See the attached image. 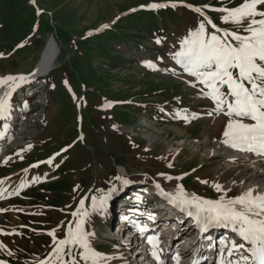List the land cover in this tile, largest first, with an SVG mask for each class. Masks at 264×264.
Instances as JSON below:
<instances>
[{
	"label": "rangeland",
	"instance_id": "rangeland-1",
	"mask_svg": "<svg viewBox=\"0 0 264 264\" xmlns=\"http://www.w3.org/2000/svg\"><path fill=\"white\" fill-rule=\"evenodd\" d=\"M154 2L175 3V8L161 9L175 13L142 7ZM241 2L0 0V77L31 76L50 42L56 54L44 77L48 88L34 101L19 97L11 103V110L21 108L22 127L10 129L8 119L0 120L2 132L9 125L7 141L0 139L7 145L3 155L9 157L4 163L0 158V189L6 190L0 198V243L14 254L0 251V260L37 264L51 251L47 233L56 229L63 238L71 213L81 207L91 212V197L113 187L103 212H91L85 225L95 234L92 243L98 252L120 257L110 264L137 262L128 247L108 234L109 201L127 189L142 186L153 194L155 184L166 192L180 184L188 194L209 200L223 194L213 184L222 185L226 197L253 187L264 193V162L253 169L243 158L245 152L220 142L227 117L209 115L212 102L201 98V86L192 87L193 78L181 74L172 58L181 40L198 26V18L180 8H231ZM205 14L217 27H232L221 22L220 13L205 9ZM23 101L28 102L24 110ZM184 110L199 118L187 123L177 118ZM51 157V165L30 171ZM22 182L18 194L8 195Z\"/></svg>",
	"mask_w": 264,
	"mask_h": 264
},
{
	"label": "snow or ice",
	"instance_id": "snow-or-ice-1",
	"mask_svg": "<svg viewBox=\"0 0 264 264\" xmlns=\"http://www.w3.org/2000/svg\"><path fill=\"white\" fill-rule=\"evenodd\" d=\"M176 6L175 3L154 2L142 7L157 11ZM184 6L198 14L201 22L181 40L179 50L172 57L175 64L182 69L181 74L193 78L190 81L192 87L201 86V98L212 102L214 107L209 115L227 117L220 142L234 150L264 157V0H242L238 6L231 8ZM205 9L220 13L221 22L232 27H217L205 14ZM156 43H161V40L157 39ZM145 66L159 70L151 62H146ZM26 82L27 77L23 75L0 77V87L6 86L5 92L0 95V120L8 119L12 94ZM27 107L25 101L22 110ZM176 115L186 123L199 118L196 113L187 114V110ZM8 129L9 125L5 123L0 139L5 138ZM54 159L51 157L45 163L51 165ZM168 166L172 167L171 164ZM165 178L173 179L170 176ZM115 179L128 184L126 179L119 176ZM37 180L33 178L32 182ZM201 183L207 184L208 181ZM154 186L161 198L194 220L201 234L212 228L230 229L235 234L239 243L235 239L220 241L217 264H264V193L253 187L238 196L226 197L222 185L213 184L215 191L223 194L216 200H209L188 194L180 184L176 185L174 192L164 191L159 184ZM23 187L22 182L8 195L18 194ZM5 191L0 189V198H4ZM115 191L113 187L99 197L92 196L91 212L102 213ZM84 203V199H81L80 205ZM91 212L82 207L72 212L73 220L63 233V238L57 237L56 229L49 231L47 235L51 237V251L45 259H38L37 264H110L113 259H119L98 252L93 247L95 234L85 227ZM132 224L140 233L146 231L136 221H132ZM147 243L157 264H164L157 251L158 235L147 236ZM0 251L8 256L14 255L3 243H0ZM172 259L179 264L178 254H173ZM0 264L7 262L0 260ZM193 264H199V261L193 260Z\"/></svg>",
	"mask_w": 264,
	"mask_h": 264
},
{
	"label": "bare ground",
	"instance_id": "bare-ground-1",
	"mask_svg": "<svg viewBox=\"0 0 264 264\" xmlns=\"http://www.w3.org/2000/svg\"><path fill=\"white\" fill-rule=\"evenodd\" d=\"M54 44L52 42H50L46 48V51H45V54L42 56V60L41 62L39 63V65L37 66L35 72H34V76H43L45 75L46 73L48 72H51V69H52V66H54L53 62L55 61V53H54ZM53 71V70H52ZM41 88V87H40ZM6 90V86H3V87H0V95H2ZM33 90V89H32ZM35 91V90H34ZM223 122V121H222ZM244 154V159H246V161H248V163L254 168H258L260 167V164L262 162H264V157H257L251 153H243ZM250 166V167H251ZM262 172V171H261ZM257 173H259V171L255 172V175H258ZM254 175V174H253ZM262 178H264V173L262 174L261 176ZM250 178V177H249ZM257 178V176L255 177ZM264 181V180H263ZM252 182V181H251ZM173 223H168L167 227L166 228H171V229H174V227H169V225H172ZM114 231V229H112ZM167 230V229H166ZM167 233H169V230H167ZM191 236V234L189 235ZM186 239L183 240V242L185 241ZM162 242H165V240H162ZM191 243V242H190ZM163 249H165L166 247V244L164 243L163 244ZM123 248V247H122ZM196 252V250L194 251ZM136 253V256L134 257L135 258V261H137L135 264H149V262H141V259L139 258V255L137 252ZM190 256H186L182 259H179V261H181V264H186L187 263V259L189 258ZM187 258V259H186ZM173 264H177L176 261H173Z\"/></svg>",
	"mask_w": 264,
	"mask_h": 264
},
{
	"label": "trees",
	"instance_id": "trees-1",
	"mask_svg": "<svg viewBox=\"0 0 264 264\" xmlns=\"http://www.w3.org/2000/svg\"><path fill=\"white\" fill-rule=\"evenodd\" d=\"M171 8V7H170ZM181 10H185L187 13H189L188 15L190 16H194V17H198V15L196 13H194L193 11L189 10L188 8L184 7V8H180ZM163 13H170L171 16H173V13H175L173 9H165L163 10Z\"/></svg>",
	"mask_w": 264,
	"mask_h": 264
}]
</instances>
